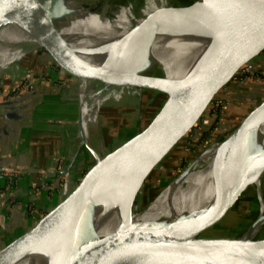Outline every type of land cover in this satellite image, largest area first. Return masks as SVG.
I'll use <instances>...</instances> for the list:
<instances>
[{"label":"water","instance_id":"1","mask_svg":"<svg viewBox=\"0 0 264 264\" xmlns=\"http://www.w3.org/2000/svg\"><path fill=\"white\" fill-rule=\"evenodd\" d=\"M193 3H198L194 0ZM144 5L135 0H78L74 7L52 0H23L11 4L0 0V28L18 20L41 45L31 46L25 55H33L42 64L53 67L77 80L86 82L100 92L121 89L124 95L143 92L159 94L153 114L141 129L109 152L97 154L93 165L61 193L41 213L21 230L0 242V264L34 250L51 240H57L64 258L74 264L83 259L86 264H264V236L247 237L246 234L264 213H258L255 221L240 236H205L217 225L247 188L251 177L264 173V146L261 139L251 135H229L218 142L211 165L215 182L229 175L240 174L239 185L221 202L212 220L199 233L196 218L175 233H163L140 250L137 247L151 232L157 222L141 221L131 225L130 215L134 197L154 177L158 167L192 132L209 106L222 90L230 86L241 73L252 71L264 61V0H207L198 7L199 19L205 28L219 37L213 49L190 74L180 79L168 78L162 71L155 76L135 78L137 72L159 63L150 55L149 47L123 57L112 66L89 65L77 62L68 55L66 46L48 39L44 28L51 24L65 25L77 12L91 13L104 6L113 17L124 9H140ZM181 9L169 6L153 14L152 19L136 24L129 33L152 43L166 18L177 16ZM22 43V46H27ZM135 78V79H133ZM245 116L243 125L257 116L264 115V96ZM81 139L80 144L91 150ZM197 155L162 186L149 196V205L170 180L188 175ZM1 165V164H0ZM69 171V169H67ZM122 184L131 191L124 215V233L116 242L102 240L97 233L93 210L106 186ZM123 202V201H122ZM125 203V202H123ZM211 219V218H210ZM122 228V230H123Z\"/></svg>","mask_w":264,"mask_h":264},{"label":"bare ground","instance_id":"2","mask_svg":"<svg viewBox=\"0 0 264 264\" xmlns=\"http://www.w3.org/2000/svg\"><path fill=\"white\" fill-rule=\"evenodd\" d=\"M3 1L11 4L23 3V0ZM45 1L52 2V0ZM55 1L74 7L75 1L78 0ZM205 3L207 0H198V3L192 2L184 6H175L169 0H144V5L140 9L136 11L124 9L119 11L116 17H113L109 7L104 6L91 13L77 12L70 17L69 22L65 25H48L44 28L43 34L52 42L73 40L74 43H78L84 48V59L67 42H55L58 45L66 46L68 55L77 62L89 65L112 67L123 57L149 47L150 55L159 63L157 67L159 72L162 71L168 78L180 79L200 65L219 39L216 36L218 34L203 27V21L199 19L198 6ZM169 6L179 7L181 10L176 17L171 16L164 20L152 43L143 41L129 33L136 24L152 19L150 17H153V14L156 15L158 11ZM22 43L28 45L22 46ZM38 45H41L40 41L29 34L18 20L2 26L0 28V72L21 62L22 55H24L22 53L29 47ZM159 54L162 55L158 56ZM30 56L32 57V55ZM136 74L135 78L156 75L150 73V68L149 70H140ZM111 91L116 93L117 100L124 95L119 88ZM79 92L81 139L89 144L86 133V106L95 110L102 102L111 99L104 91L100 92L93 87H88L86 82H82ZM111 96L113 95L111 94ZM246 126V128L245 125L242 128L238 127L229 134V137L239 135L242 129H245L242 131V136L251 135L253 138L261 139L260 143L264 146V115L257 116L255 123L249 121ZM217 145L218 142L209 151L204 150L197 157L188 175L182 179L173 180L150 203L153 204L157 201L153 206L152 214H146L144 220L155 221L157 224L140 242L137 251L163 233H175L189 221V217L196 218L199 233L206 229L212 220L211 210L214 212L218 207L217 204L224 200L241 181L240 174H231L218 182L213 180L211 165ZM263 178L264 173L256 177L250 176L248 182L254 186L259 197H262ZM125 187L122 184L106 186L95 203L93 219L97 233L102 240L116 242L125 231L123 228L124 215L128 199L131 196V191L126 189L124 199H122ZM141 194L142 189L137 191L133 200V210L131 209L130 215L131 225L140 222L138 217L133 218V212L137 214L143 210L142 202L138 203ZM263 224L264 222L259 219L246 236L255 237ZM117 237L119 238L117 239ZM42 248L41 256L35 254L31 258L32 254ZM64 257L59 242L51 240L34 250L10 258L8 264H71ZM74 264H86V262L83 259H78ZM178 264L199 263L180 262Z\"/></svg>","mask_w":264,"mask_h":264},{"label":"rangeland","instance_id":"3","mask_svg":"<svg viewBox=\"0 0 264 264\" xmlns=\"http://www.w3.org/2000/svg\"><path fill=\"white\" fill-rule=\"evenodd\" d=\"M142 1L143 0H135V2H137L138 4H141ZM169 1L172 5L184 6L191 4L194 0ZM136 10H138V8L134 9V11ZM55 42H67L74 51L78 52L79 56L82 59L85 58L84 48H82L78 43H74L73 40H59ZM26 52L27 50L22 53L24 55H22L21 62L16 63V65H11L10 67L0 72V93H2L3 90L6 91V94H1L4 98L9 99L11 97L10 92L8 91H10L12 88L8 87L6 89L7 83L15 84L16 81L21 79L18 88L27 90L29 89L28 85H33L32 79H34L35 77L31 72L28 71L29 69L40 71L42 70L44 72L43 74H45L47 71L48 66L46 64H42L41 62H39L40 60H37V58H35L33 55L32 57L30 55H25ZM161 55L162 54H159L158 56ZM262 65L263 64H261L260 66ZM50 69L53 70L54 68L50 66ZM54 70L56 71V69ZM28 72L31 74V81L26 80L25 74H27ZM58 72V75H61L60 78L57 79V81H59L58 84L60 86L74 85V87H76L78 91H80L81 85L78 84L76 79L65 75L64 73L61 74L60 71H57V73ZM158 72L159 69L157 67L150 68V73L157 75ZM244 73L246 72H243V75H245ZM39 75L40 74H38V76ZM256 75L259 76L258 74ZM238 77L244 76L238 75L236 78ZM110 91L111 90H109V92L104 91V93L107 94L111 100H105V102H102L100 105H98L95 110H92L90 106H86L87 119H90L92 113L96 111L95 117L93 118V120L91 119L92 122H90V124H88L86 127V133L88 136L87 140L93 141L92 138H98L99 132L102 129L105 120L106 129L101 130V132L103 131L102 134L104 133V136H101L103 143L100 144L98 149H93L92 144L90 142L89 144L91 146V150L89 148L87 149L84 145L80 144V130L78 133L76 130H74L76 147L73 148L75 149L74 155H72L73 152H71L65 162L64 158L57 159V162L61 163L69 169L68 179L70 184L79 179L93 165L95 160L94 156H97V154L103 155L109 152L116 146L126 141L130 136L137 133L155 111L159 99V94L156 92H143L136 95H122L121 98L117 100L116 93ZM111 94L113 96H111ZM230 94L231 93L229 87L220 92L217 98H222L225 100H223L222 106L216 111L215 116L211 118L212 121L210 122V125L204 131L201 132L196 131L194 128L192 132L173 151V153H171L170 156L166 158L163 165L158 167L154 178H150L148 182L144 185V188L142 190V194L140 196L141 198L138 203L141 204L140 202H142L143 210L137 214L133 212V218L138 217L137 219H139L140 222L145 221L144 219H146V214H152L153 206L157 202L156 201L153 204L144 206L145 200L149 198V196L153 195V193L156 192L162 186V184L166 182V180L170 179L173 175H175L178 170L182 169L191 158L197 155L198 150L201 151L204 147H206L204 150L209 151V149L212 148L216 142H220L223 138H225V136L231 134L238 127H240L242 125V117L245 116L247 112H249L257 103H259L261 97L264 96L263 95L258 99L256 98L242 100L238 99L237 97H232ZM78 98L80 104V92ZM77 101L78 100L76 99V102ZM102 109H105L107 111V116H104L105 112H101ZM205 114V117H207L209 116L210 112L207 111L205 112ZM191 144L196 145L191 146ZM48 175L50 176L52 174H47V177ZM172 181L173 180H170V183ZM261 190L262 197H259L254 186L247 188L244 192H242L241 196L238 198V200L230 209V211L227 212L223 220H221L217 225L213 226L212 229L206 231L204 235L232 237L244 234L249 228V226L255 221L258 213H261V215L264 213V178L262 181ZM39 204L41 206H44V203ZM131 209L133 210V207H131ZM34 214L36 215V213ZM255 236H264V224ZM42 250L43 248L35 252V254H37V256H41V253H43Z\"/></svg>","mask_w":264,"mask_h":264},{"label":"crops","instance_id":"4","mask_svg":"<svg viewBox=\"0 0 264 264\" xmlns=\"http://www.w3.org/2000/svg\"><path fill=\"white\" fill-rule=\"evenodd\" d=\"M261 64L263 65L260 66ZM28 71L35 77L32 79V88L19 89V79L15 84L7 83L6 89L12 88L8 91L11 95L9 99L1 95L6 91L0 93V164L44 167L55 163L58 158H64L65 162L71 152L72 155L75 153L74 130L77 133L80 130L79 91L74 85L60 86L57 79L61 75H58L57 70L50 69V66L45 74L42 70ZM252 71L264 75V61L253 67ZM229 90L230 95L238 99H258L264 95V82L247 77L236 78ZM104 110L101 112H105L104 116H107V111ZM95 113L96 111L87 119V125L92 122ZM105 126L104 120L102 129H106ZM101 130L96 140H89L93 149H98L103 143L101 136L104 133ZM59 182L55 174L48 175L46 184L40 188L37 173L21 176L11 188L0 182V212L6 216L3 227L0 226V242L26 227L58 197ZM34 185L39 186L35 199L29 190ZM39 203H44V206ZM34 255L35 253L31 258Z\"/></svg>","mask_w":264,"mask_h":264},{"label":"built area","instance_id":"5","mask_svg":"<svg viewBox=\"0 0 264 264\" xmlns=\"http://www.w3.org/2000/svg\"><path fill=\"white\" fill-rule=\"evenodd\" d=\"M245 75H243V73H241L240 75L247 77L250 80H255V81H263L264 82V75L260 74L258 72H254V71H246V73H244ZM256 74H258L259 76H257ZM31 74L28 72L27 74H25L26 80L27 81H31ZM240 79H242L243 77H238ZM33 85H28V88H32ZM228 94V92H227ZM223 100L222 98H215L214 101L212 102V105L210 106V108H208L207 111L210 112L209 116L205 117L206 114L203 115V117L199 120V122L197 123V125L195 126V130L196 131H204L209 125L210 122L212 121L211 118L215 116L216 111L222 106L223 104ZM215 104V105H214ZM225 104V103H224ZM206 111V112H207ZM195 144H191V146H194ZM68 168L64 165H62L61 163L57 162V159L55 161V163H51L50 165L44 166V167H38V166H32V165H21V164H17V165H0V182H4L6 184V186L8 188H11L13 186H15L18 183V179L21 176H26V175H30L32 173H37L39 175V179H40V187H43L46 183H45V179L47 178V174H55L56 176L59 177L60 182L59 183V192L58 195L61 193H66L69 191L70 189V182H69V171L67 170ZM39 186H31L30 187V193L31 195H33L34 199L37 197L38 195V191H39ZM31 209H34V207H32ZM5 219L6 216L0 212V226L3 227L4 223H5Z\"/></svg>","mask_w":264,"mask_h":264},{"label":"trees","instance_id":"6","mask_svg":"<svg viewBox=\"0 0 264 264\" xmlns=\"http://www.w3.org/2000/svg\"><path fill=\"white\" fill-rule=\"evenodd\" d=\"M154 177H152V179H153Z\"/></svg>","mask_w":264,"mask_h":264},{"label":"flooded vegetation","instance_id":"7","mask_svg":"<svg viewBox=\"0 0 264 264\" xmlns=\"http://www.w3.org/2000/svg\"><path fill=\"white\" fill-rule=\"evenodd\" d=\"M196 145V144H195Z\"/></svg>","mask_w":264,"mask_h":264}]
</instances>
